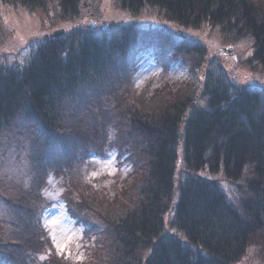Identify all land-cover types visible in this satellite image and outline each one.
Segmentation results:
<instances>
[{"label": "trees", "instance_id": "trees-1", "mask_svg": "<svg viewBox=\"0 0 264 264\" xmlns=\"http://www.w3.org/2000/svg\"><path fill=\"white\" fill-rule=\"evenodd\" d=\"M82 1L0 0L25 12L51 5L54 21L64 24L80 19ZM119 5L133 16L156 9L179 29L174 36L157 29L154 44L159 60L181 58L189 75L142 103L129 52L145 35L129 23L74 28L43 40L27 67L0 69V139L10 129L8 139L17 137L16 122L27 120L37 173L30 187L0 178V202L8 208L0 219V264H22L20 252L44 251L38 225L44 178L111 151L134 179L127 196L117 181L109 188L70 182L82 190L71 186L65 194L88 232L85 249L94 264H238L250 253L254 264H264V86L236 82L221 56L211 58L201 40L182 34L208 25L228 40H250L247 63L264 76V0ZM160 93L167 97L158 102ZM62 258L61 264L89 262Z\"/></svg>", "mask_w": 264, "mask_h": 264}, {"label": "rangeland", "instance_id": "rangeland-1", "mask_svg": "<svg viewBox=\"0 0 264 264\" xmlns=\"http://www.w3.org/2000/svg\"><path fill=\"white\" fill-rule=\"evenodd\" d=\"M119 1L83 0L81 5L83 13L80 19L69 22V24L54 21L55 11L51 5L47 10L50 14L47 16V12L41 10L25 12L0 2V69L16 70L27 67L29 61L36 55L41 42L50 37L54 38L52 34L59 29L65 31V36L74 28H113L129 23L133 26L136 25L144 31L143 35H145L144 42L139 43L136 51L129 52L131 54L129 59L133 90L138 93L139 100L142 103H147L148 94L160 87H169L170 85L174 89L180 87L183 80L189 75L187 62L181 58H179L181 62H172L169 57L165 56L166 63H163L158 58L160 54L155 47L156 43L154 44L156 41L154 35L157 29H166L173 36V31L178 33L179 29L167 23L165 17L161 16L156 9L144 8L139 14L133 16L127 10L121 9ZM182 34L192 37L194 40H201L208 46L211 58L221 56V66L227 67L231 72V78H234L236 82L240 84L249 82L252 85L264 86L262 72L253 70L252 63H250L251 66L247 63L252 56L250 40L239 41L235 38L228 40L225 35L220 33V30L216 27H208V25L199 29H190L188 32L182 31ZM175 42H179L178 37ZM230 48H233L232 56L226 52ZM159 96L161 97L157 99L158 102L167 97L165 93H160ZM16 124L15 130L18 134L15 135L17 137L13 136L8 139L13 135V131L10 129V132L4 133L7 134V137L3 136L0 139V152H3L0 157V178L4 179L5 176L6 183L9 182L11 185L21 183L22 186L30 187L37 180V173L36 175L33 173L35 165L34 162H31L33 130L25 119L20 118ZM20 132L24 134L20 135ZM8 140L11 141L10 144ZM129 178V170L124 169V166L118 168L117 158L112 151L103 156L92 155L84 163L78 162L65 168L59 175L50 173L47 178H44L45 185L40 191L42 203L39 209L42 210L41 221L38 225L41 226L40 231L44 235L42 237L45 242L44 251L35 254V251L29 249L25 253L20 252L21 255L17 258L22 261V264H61L58 260L63 259L62 257L73 262L81 260L89 261L87 264L97 262L98 260L92 255L93 252H87L85 249L89 247L88 243H85L88 239L85 225L70 213L65 198L67 187L73 186L82 190L79 185L70 184V182H81L84 185L95 184L97 188H109L117 181L119 184L124 183L121 184L123 186L122 195L127 196L126 193L129 192L127 188L133 185L131 181L134 180ZM66 180L69 182L66 183ZM5 216L8 217V208L1 201L0 219ZM47 240L50 242L49 244ZM251 256L250 253L238 264H254ZM1 261L0 258V263Z\"/></svg>", "mask_w": 264, "mask_h": 264}, {"label": "water", "instance_id": "water-1", "mask_svg": "<svg viewBox=\"0 0 264 264\" xmlns=\"http://www.w3.org/2000/svg\"><path fill=\"white\" fill-rule=\"evenodd\" d=\"M64 34H65V31L62 30V29H59L58 31H56L55 33H53L52 36L55 37V38H57V37H59V36H61V35H64ZM232 51H233V48L227 50L226 52H228L229 55L232 56Z\"/></svg>", "mask_w": 264, "mask_h": 264}]
</instances>
